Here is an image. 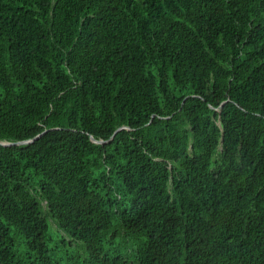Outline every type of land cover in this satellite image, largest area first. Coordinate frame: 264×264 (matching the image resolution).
I'll list each match as a JSON object with an SVG mask.
<instances>
[{
  "label": "trees",
  "instance_id": "16d2710c",
  "mask_svg": "<svg viewBox=\"0 0 264 264\" xmlns=\"http://www.w3.org/2000/svg\"><path fill=\"white\" fill-rule=\"evenodd\" d=\"M22 141L0 264H264V0H0Z\"/></svg>",
  "mask_w": 264,
  "mask_h": 264
},
{
  "label": "water",
  "instance_id": "95a60500",
  "mask_svg": "<svg viewBox=\"0 0 264 264\" xmlns=\"http://www.w3.org/2000/svg\"><path fill=\"white\" fill-rule=\"evenodd\" d=\"M31 141H22V142H14V143H0V144L1 145H5V146H12V145H19V144L29 143ZM92 141H95L96 143H101L102 142V141H96V140H93V139H92Z\"/></svg>",
  "mask_w": 264,
  "mask_h": 264
}]
</instances>
